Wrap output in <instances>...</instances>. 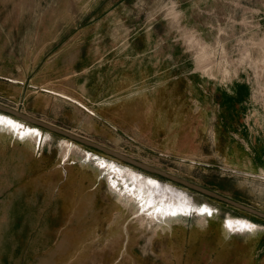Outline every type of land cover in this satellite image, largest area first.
Returning a JSON list of instances; mask_svg holds the SVG:
<instances>
[{"label": "rangeland", "instance_id": "1", "mask_svg": "<svg viewBox=\"0 0 264 264\" xmlns=\"http://www.w3.org/2000/svg\"><path fill=\"white\" fill-rule=\"evenodd\" d=\"M0 71L78 98L145 89L180 130L148 144L179 149L99 143L264 211V0H0ZM2 133L73 175L30 183L34 264H264L259 217L0 112Z\"/></svg>", "mask_w": 264, "mask_h": 264}, {"label": "crops", "instance_id": "2", "mask_svg": "<svg viewBox=\"0 0 264 264\" xmlns=\"http://www.w3.org/2000/svg\"><path fill=\"white\" fill-rule=\"evenodd\" d=\"M31 82L26 84L0 71V95L2 97L10 95L19 102L26 99V96L22 98V93L26 92L29 96V104L27 106L21 104V106L19 102L16 104V109L40 120L56 123L57 126L100 143L104 141L108 144L121 145L120 148L125 152L129 142L136 147L138 145L140 149L158 151L163 155H173L174 150L179 149L178 136H175L171 146L165 143L156 146L148 144L149 141H153V138L156 139L155 134L165 132L166 127L169 133L174 130V133H179L180 130H176L179 127L178 123L168 124L170 116L168 114L165 116V107L158 117L157 114L152 113L151 109L145 107L149 100V92L143 88L136 90L131 87L120 92H109L108 96H98L84 91L79 93L78 98L63 90L46 87L43 83ZM38 102L46 104L42 107ZM55 102L62 104L63 108L55 116H50L48 114L52 111L50 106ZM167 110L169 111V108ZM70 117H73L72 120ZM51 152L52 148L37 156L31 142L12 139L4 133L0 134L2 182L0 185V264H34L35 262L36 202H31L27 194L30 186L32 187L30 183L35 178H39L41 181H47L51 187L52 168L55 167L59 181L57 192L60 193L62 186L67 185L69 177L73 176L66 161L52 165ZM131 154L133 158L147 163L145 159H141V156ZM182 155L193 156V153L188 150L182 152ZM73 166L75 168V165ZM76 168L83 170L82 166H76ZM21 185H24L25 189H20ZM48 212L50 214V207ZM259 218L264 220L262 217ZM39 223L44 226L43 222ZM48 226V229H51L50 223ZM259 241H261L260 238Z\"/></svg>", "mask_w": 264, "mask_h": 264}, {"label": "water", "instance_id": "3", "mask_svg": "<svg viewBox=\"0 0 264 264\" xmlns=\"http://www.w3.org/2000/svg\"><path fill=\"white\" fill-rule=\"evenodd\" d=\"M0 112L11 115V116H13L17 119H20V120H22V121H24V122H26L32 126L45 129L51 133L59 134L65 138L69 139L70 141L77 142V143L83 144L85 146H88L90 148H94V149H97L99 151H102L108 155H111V156H113L119 160L124 161L125 163H127L129 165H132L134 167L139 168L140 170L139 169L138 170L141 172H143V170H144V171H147L150 173H154V174H158L160 176H164L167 179H170L174 182L181 183L184 186H186L187 188L196 190V191H198V192H200L206 196L215 198V199L220 200L222 202H225L231 206H234L236 208H239L241 210L247 211L249 213H252L254 215H257L259 217L264 218V212L257 209V208H254V207L249 206L247 204H244L242 202L236 201L230 197L222 195V194H220L214 190H211L209 188H206L204 186L193 183L189 180L183 179L179 176L173 175L171 173H167V172H165V171H163L157 167H154L150 164H147L145 162L137 160V159L125 154V153H122V152H119L115 149L106 147L103 144H100L99 142L94 141L88 137H85L83 135L71 132V131H69L65 128L59 127L55 124L40 120L36 117H33L31 115H28V114L20 111L18 109H14L12 107H9V106L1 103V102H0Z\"/></svg>", "mask_w": 264, "mask_h": 264}, {"label": "snow or ice", "instance_id": "4", "mask_svg": "<svg viewBox=\"0 0 264 264\" xmlns=\"http://www.w3.org/2000/svg\"><path fill=\"white\" fill-rule=\"evenodd\" d=\"M150 183H154V181H150ZM157 211H160L159 209H157ZM204 211H208L207 209H204ZM208 214L210 215L211 214V212L210 211H208ZM246 227L249 229V230H251L254 226H252V225H246Z\"/></svg>", "mask_w": 264, "mask_h": 264}, {"label": "bare ground", "instance_id": "5", "mask_svg": "<svg viewBox=\"0 0 264 264\" xmlns=\"http://www.w3.org/2000/svg\"><path fill=\"white\" fill-rule=\"evenodd\" d=\"M204 66H205V65H204ZM206 67H207V66H206ZM203 68H204V67H203ZM203 68H202V69H203ZM207 68H208V67H207ZM205 69H206V68H205ZM205 69H204V70H205ZM41 120H42V119H41ZM43 121H44V120H43ZM69 131H70V130H69ZM71 132H72V131H71ZM74 133H75V132H74Z\"/></svg>", "mask_w": 264, "mask_h": 264}]
</instances>
